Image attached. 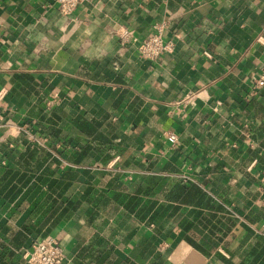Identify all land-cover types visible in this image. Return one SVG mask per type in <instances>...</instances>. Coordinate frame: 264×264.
<instances>
[{
	"label": "crops",
	"instance_id": "obj_1",
	"mask_svg": "<svg viewBox=\"0 0 264 264\" xmlns=\"http://www.w3.org/2000/svg\"><path fill=\"white\" fill-rule=\"evenodd\" d=\"M260 78L264 0H0V264H264Z\"/></svg>",
	"mask_w": 264,
	"mask_h": 264
},
{
	"label": "built area",
	"instance_id": "obj_2",
	"mask_svg": "<svg viewBox=\"0 0 264 264\" xmlns=\"http://www.w3.org/2000/svg\"><path fill=\"white\" fill-rule=\"evenodd\" d=\"M59 12L63 16L70 15L80 3L81 0H54ZM162 25H155L154 31L143 36L137 42V50L140 56L148 59H156L162 56L164 53L169 52L172 49V42L165 41L163 37ZM121 41H127L133 37L131 30L126 28L117 32ZM264 79L257 80L258 85H262ZM167 140L172 144H175L177 136L171 131L165 133ZM39 142H43L41 139H36ZM185 180H189L183 176ZM260 234L264 237V220L262 221L259 229ZM24 259L27 264H64L65 251L61 243L53 237H43L34 240L24 254Z\"/></svg>",
	"mask_w": 264,
	"mask_h": 264
}]
</instances>
